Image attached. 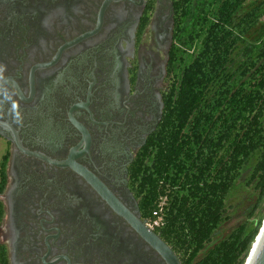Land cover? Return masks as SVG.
Masks as SVG:
<instances>
[{
    "label": "flooded vegetation",
    "instance_id": "1",
    "mask_svg": "<svg viewBox=\"0 0 264 264\" xmlns=\"http://www.w3.org/2000/svg\"><path fill=\"white\" fill-rule=\"evenodd\" d=\"M179 3L0 0L3 264H168L140 159L181 73Z\"/></svg>",
    "mask_w": 264,
    "mask_h": 264
},
{
    "label": "trees",
    "instance_id": "2",
    "mask_svg": "<svg viewBox=\"0 0 264 264\" xmlns=\"http://www.w3.org/2000/svg\"><path fill=\"white\" fill-rule=\"evenodd\" d=\"M245 2L180 0L181 73L140 159L145 216L154 222L165 200L164 222L155 228L183 264H246L263 225L247 220L213 241L250 167L258 195L251 216L264 203V33L248 40L264 3L244 12Z\"/></svg>",
    "mask_w": 264,
    "mask_h": 264
},
{
    "label": "rangeland",
    "instance_id": "3",
    "mask_svg": "<svg viewBox=\"0 0 264 264\" xmlns=\"http://www.w3.org/2000/svg\"><path fill=\"white\" fill-rule=\"evenodd\" d=\"M262 3H264V0H246L244 4V12L251 10V8L256 5H261ZM263 33L264 17L261 19L259 27L252 32L250 37H248V40L255 43ZM250 175L251 168L243 175V177L236 184L232 193L229 195L226 205L227 221L214 236V242L224 239L232 230L247 220L256 221L264 219V203H262L259 210L257 212L255 211V214L251 216V213L257 203L258 195L254 186H249L248 180Z\"/></svg>",
    "mask_w": 264,
    "mask_h": 264
},
{
    "label": "water",
    "instance_id": "4",
    "mask_svg": "<svg viewBox=\"0 0 264 264\" xmlns=\"http://www.w3.org/2000/svg\"><path fill=\"white\" fill-rule=\"evenodd\" d=\"M145 235L149 243L163 255L168 264H181L172 248L159 236L152 232H145ZM246 264H264V222Z\"/></svg>",
    "mask_w": 264,
    "mask_h": 264
},
{
    "label": "built area",
    "instance_id": "5",
    "mask_svg": "<svg viewBox=\"0 0 264 264\" xmlns=\"http://www.w3.org/2000/svg\"><path fill=\"white\" fill-rule=\"evenodd\" d=\"M164 202H165V200L162 201L159 208L156 211H154V213H153V218L155 219V221L154 222L150 221V226L152 228L158 227V226L162 225L164 222V210H163Z\"/></svg>",
    "mask_w": 264,
    "mask_h": 264
}]
</instances>
